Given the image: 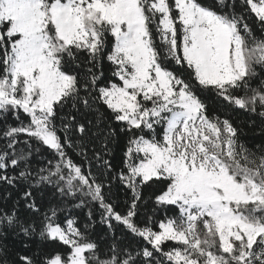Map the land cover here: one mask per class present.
<instances>
[{
    "label": "snow or ice",
    "instance_id": "6c2138e0",
    "mask_svg": "<svg viewBox=\"0 0 264 264\" xmlns=\"http://www.w3.org/2000/svg\"><path fill=\"white\" fill-rule=\"evenodd\" d=\"M206 92L264 122V0H0V184L24 186L0 207V264H264V145ZM148 188L165 215L144 224Z\"/></svg>",
    "mask_w": 264,
    "mask_h": 264
},
{
    "label": "trees",
    "instance_id": "16d2710c",
    "mask_svg": "<svg viewBox=\"0 0 264 264\" xmlns=\"http://www.w3.org/2000/svg\"><path fill=\"white\" fill-rule=\"evenodd\" d=\"M204 2H211V0H204ZM254 28H257L255 24H253ZM257 34L259 35V31L257 28ZM107 71V69H106ZM203 98L208 105L209 113L218 112L222 116H228L232 119L234 125L240 129H242L241 140L246 144L247 147L255 149L257 145H264V122L260 120V118L252 116L251 114L245 112L242 109H233V108H225L221 105V102L215 97L213 92L203 93ZM91 118V117H89ZM9 122H12L11 118H9ZM85 123L87 121L85 120ZM93 127H91L89 136L86 139H91L95 141V138L91 136V133H100L101 136L104 131H106L105 125H101L99 128L95 126V121H93ZM126 143V138L121 136L118 143L112 146L113 152L111 157H106L112 160L114 165H119L122 161L123 157V147ZM91 150V144H89V151ZM73 160L76 162L81 161V157L77 156L74 152L70 153ZM47 158L49 154L44 152L43 156H37L33 160V164L36 167L42 166L40 161L42 160L44 164L47 163ZM24 188L23 185L19 184L17 187H12L10 185L0 184V207L8 206L11 207L15 201L20 199L22 194L21 190ZM55 188L51 186H45L42 192H36L35 195L37 197V202L43 204L45 207L49 206V202L52 204H56L60 197L58 193H55ZM152 194V189H145L144 196L145 201L140 208L139 216L137 217L138 221L143 222L144 224L149 223V217L152 218L153 221H159L164 218L165 213L163 211H154L153 201L150 199ZM76 201H71V204H75ZM121 203H123V195L121 194ZM73 214L76 215L81 221V227H83V221L87 218L88 208L84 209L73 208ZM168 215H175L176 211L173 209L167 213ZM61 222L64 219V216L61 215ZM96 225L92 230V238L96 239L100 244L101 248H105L107 245L111 244V233L107 232L106 225H102L99 223V214L97 213L95 216ZM116 235L121 239L126 241L135 243V239L126 232L122 233L121 229L118 228L116 231ZM143 243V241H140ZM10 249H22L24 243H28L29 247L35 251L38 241L33 239L26 240L23 237L16 238L14 236H9L5 241ZM172 242H166V246L170 245Z\"/></svg>",
    "mask_w": 264,
    "mask_h": 264
}]
</instances>
